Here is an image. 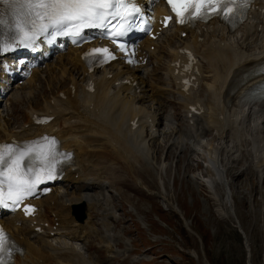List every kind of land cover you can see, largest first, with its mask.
I'll use <instances>...</instances> for the list:
<instances>
[{
	"label": "bare ground",
	"instance_id": "6f19581e",
	"mask_svg": "<svg viewBox=\"0 0 264 264\" xmlns=\"http://www.w3.org/2000/svg\"><path fill=\"white\" fill-rule=\"evenodd\" d=\"M259 25L260 28L257 29ZM173 32L171 36L165 35L159 49L156 48L157 43H152L155 47L152 51L158 49V53L154 55L157 66L153 70L163 65L160 55L165 53L172 58L175 55L176 47L180 46L175 44L181 42L184 45L192 46L199 55L200 62L203 60L208 66V72H211V75H209L210 82L207 83V86L204 81L205 76L203 78L204 91L207 97L205 99L199 98L204 109L203 112L194 114L195 135L191 139L195 141L197 138L199 141V134L204 133L205 130H215L218 134L217 137L226 138V141L228 138V141H230L228 145L230 146L229 153L231 156L229 155V158L236 153H240L241 148H243L242 150L248 157L247 150H250V165L255 167L261 165V169L264 170V109L258 111L256 110L258 107L251 105L241 106L237 103L240 97L249 90V86L257 79L252 77L236 84L232 82L238 73L262 59L264 53V19L258 15L254 16L243 22L232 32L217 29L213 25L203 32L202 35L205 37L200 42L195 41L193 29L189 30L187 37H178L177 31L173 30ZM172 37H175V39L173 40ZM171 45L175 46L172 47ZM65 53L64 57H62V54L57 53L56 62L48 70L50 89L48 79L46 80V86L48 87V93L54 94L51 96L53 99L52 103L47 98L42 100V104L39 101H35L33 87L29 83L11 92L10 101L19 100L22 96L21 90H23L26 94V103L35 105V107L30 106L28 111V107L26 108L25 121L31 122L30 115L33 111L53 114L52 119L47 124L28 126L19 130V135L31 137L42 132L52 133L58 139L59 148L63 151V154L69 157V162L63 174L64 179L81 182V184L74 185V187L79 188H88L93 185L86 182V179L94 180L98 185H102L104 184V178H101V176L106 173V171H103L105 169H102L104 166L98 169V166L89 163L88 157L93 161H99V163L103 160L110 162L119 160L123 164L130 166L134 164L132 159L137 154L145 163L150 155L151 147L148 146L149 143L145 145L146 151L144 150V155L141 152H136L137 150L134 147L135 145L139 146L140 143L147 139L142 136L141 128L143 125L130 129L127 123L137 113L146 110V105L137 104L134 101L135 95H121L118 90L119 86L131 89L132 85L120 81L118 84L113 85L114 80L127 77L128 75H132L134 79H139L138 69L120 65L121 69H118V64H109L108 69L101 70L96 74L97 88L93 92L88 91V93L83 89L86 80L79 65L77 52L73 48H68ZM34 70L36 72L37 69ZM58 72L59 74L57 75ZM111 72L112 76L106 78V73ZM34 74H31L29 81L34 79ZM149 77L152 79L154 76L149 75ZM169 77L172 79L170 70ZM53 81H55L56 85H54ZM223 87L225 88L222 90ZM52 91L55 93H52ZM57 91L66 93V96L64 98L57 96ZM195 93L191 91L183 94L181 97L182 102L185 104L194 100ZM43 96H47V94H43ZM37 106L40 107L37 108ZM203 113L205 117H202ZM207 114L208 116L206 117ZM5 125H8V122L0 119L1 135L18 134L15 131L8 130ZM195 126L198 127L195 128ZM248 129L252 132L256 130L258 134L249 138L247 147L245 144L242 145V141L246 140L244 135L245 133L247 134ZM143 131L144 135H148L149 138L153 135L151 131L145 129ZM178 137L180 138L178 141V147L180 148L185 140L190 142V140L174 135L170 131L163 135L167 142L169 140L177 141ZM186 145L191 150L196 151L195 147H191L189 144ZM212 147V152L209 150L211 154H203L202 156L203 161L207 163L205 169V176L208 177L206 184L210 186L211 183L216 182L217 187L224 188L226 194H228V189H225L224 186L228 185L226 172H228L227 168L230 170V166L225 167L222 165L223 161L221 162L222 152L224 153L226 150L223 148L220 151L219 145L214 147L211 143ZM146 152L147 158H145ZM237 159L241 161L243 157L238 156L235 160L237 161ZM134 160H137V158ZM126 167L122 166L124 170L127 169ZM74 174L76 175L74 176ZM140 184L144 185L143 182H140ZM65 193L67 194V191ZM52 194L47 196L51 198ZM61 195L59 194L58 197L53 196L54 200L51 203L48 200L45 201V209L40 215V220L46 221L47 226L41 233L33 231L32 225L26 219L16 217L18 216L17 213L10 215L13 219L7 220V225L14 237L23 246L22 254L15 256L13 264H90L89 258L84 259L81 257L77 251L73 250V245L67 243L66 238L77 239L82 237L86 229L85 227L83 228L86 221L84 223L77 222L68 214L67 204L80 199L91 207L94 206V203L90 201V196L87 194L77 193L76 195L68 196L65 198L67 200L66 203ZM229 203L230 201L226 199L225 204L228 207ZM174 209L178 211L177 207ZM16 220H19L23 226L15 224ZM55 221H57L56 225H53ZM53 229L57 230L54 231L57 232V236L53 235L54 232L49 235V231ZM55 237L60 239L58 242H61L65 248H55L51 244L53 239L57 241ZM105 246L108 247L109 242H106Z\"/></svg>",
	"mask_w": 264,
	"mask_h": 264
},
{
	"label": "rangeland",
	"instance_id": "374dc122",
	"mask_svg": "<svg viewBox=\"0 0 264 264\" xmlns=\"http://www.w3.org/2000/svg\"><path fill=\"white\" fill-rule=\"evenodd\" d=\"M167 57L166 54L160 57L163 66ZM204 66V81L207 86L211 72H208L206 64ZM47 79L49 85L48 70L46 67L41 68L38 83L33 85L40 104L43 99L54 95L45 92L48 89ZM204 89L202 79L196 95L206 98ZM45 93L47 96H43ZM36 96L35 101L38 102ZM9 103L10 100L4 98L2 107L6 113L12 110L8 125L19 128L21 121L25 120L26 108L28 107V111L30 106L35 105L27 104L22 97L20 101ZM204 113L202 117H205ZM171 114L177 125L170 132L190 142L185 140L180 148L179 137L177 141L167 142L160 133L135 146L136 152L144 155L145 145L149 143L150 155L147 158L146 152V163L140 159L139 154L134 158L137 160L132 159L134 164L130 166L119 160L101 162V167L104 166L102 169H105L103 171L111 169L113 163L118 167L113 172L114 183L104 187V200L98 196L99 202L106 207H113L117 216H111L108 223L112 242L120 241L119 245L122 246H138L134 250L143 255V261L139 264H264V170L261 173L260 167L254 169L250 165V150H247L248 157L241 148L240 153L229 158L230 141L228 138L226 141V138L217 137L215 130H205V134H199V141L197 138L195 141L191 139L195 131L193 134L186 129L181 118V106H176ZM160 128L162 130L163 126ZM253 132L248 129L242 145L248 147L249 138L258 134L256 130ZM211 143L214 147L219 145L220 151L223 148L226 150L222 152L221 162L225 167L230 166V170L227 168L226 172L228 185L224 186L228 189V194L224 188H218L216 182L210 186L206 184L207 163L202 156L211 154ZM186 144L195 147L196 151ZM236 156L243 159L236 161ZM122 166H127V169L124 170ZM68 185L69 183L66 187ZM68 190L77 192L72 186ZM226 199L230 201L229 207L225 204ZM91 219L99 227V234H104L107 229L102 224L103 213L94 214ZM118 219L120 220L116 222ZM183 219L187 222L186 226ZM90 246L89 244L88 247ZM88 254H92V251Z\"/></svg>",
	"mask_w": 264,
	"mask_h": 264
},
{
	"label": "snow or ice",
	"instance_id": "6c2138e0",
	"mask_svg": "<svg viewBox=\"0 0 264 264\" xmlns=\"http://www.w3.org/2000/svg\"><path fill=\"white\" fill-rule=\"evenodd\" d=\"M0 2L16 8L14 27L20 37L19 43L26 47L34 44L38 37L48 34L50 29L54 30L56 35L79 37L85 28H106L109 17L121 21L120 30L113 32L112 36H122L131 28L132 17L140 12L134 0H0ZM168 3L182 24L186 19H202L211 14H222L228 19L236 15L238 9L247 7V0H168ZM3 24L4 21L0 19V25ZM92 51L104 54L105 58L110 57L107 48ZM54 143L53 141L52 145ZM52 145L48 146L49 152L45 157L49 161L45 163L46 171L42 168L40 172H33L31 169L26 172L22 167L31 149L17 151L10 145L0 146V205L8 207L6 201L18 205L26 197L34 194L39 183L56 178L55 164L50 162L55 159L51 153ZM33 211L31 207L25 208L26 214ZM5 245L6 237L0 229V254L5 252ZM0 264H4L2 256Z\"/></svg>",
	"mask_w": 264,
	"mask_h": 264
},
{
	"label": "water",
	"instance_id": "95a60500",
	"mask_svg": "<svg viewBox=\"0 0 264 264\" xmlns=\"http://www.w3.org/2000/svg\"><path fill=\"white\" fill-rule=\"evenodd\" d=\"M184 224H186V222L184 221ZM239 230L241 231V229L239 228Z\"/></svg>",
	"mask_w": 264,
	"mask_h": 264
}]
</instances>
